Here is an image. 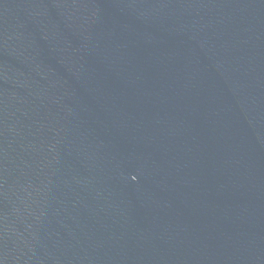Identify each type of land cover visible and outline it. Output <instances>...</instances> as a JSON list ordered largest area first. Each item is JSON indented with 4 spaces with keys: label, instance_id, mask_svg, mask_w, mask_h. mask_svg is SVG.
Returning a JSON list of instances; mask_svg holds the SVG:
<instances>
[{
    "label": "water",
    "instance_id": "1",
    "mask_svg": "<svg viewBox=\"0 0 264 264\" xmlns=\"http://www.w3.org/2000/svg\"><path fill=\"white\" fill-rule=\"evenodd\" d=\"M0 264H264V0H0Z\"/></svg>",
    "mask_w": 264,
    "mask_h": 264
}]
</instances>
